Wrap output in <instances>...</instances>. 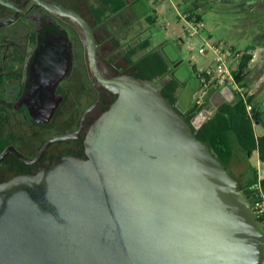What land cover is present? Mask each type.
<instances>
[{
    "label": "water",
    "instance_id": "obj_1",
    "mask_svg": "<svg viewBox=\"0 0 264 264\" xmlns=\"http://www.w3.org/2000/svg\"><path fill=\"white\" fill-rule=\"evenodd\" d=\"M38 1L76 24L91 71L117 98L88 130L87 158L62 156L37 174L0 183V264H262L264 226L241 182L195 135V118L189 123L153 82L104 76L88 22ZM38 57L37 97L69 72L71 44L47 41ZM25 100L35 111L53 101ZM101 100L76 133L54 137L40 156L53 142L78 137ZM50 110L36 121H49Z\"/></svg>",
    "mask_w": 264,
    "mask_h": 264
},
{
    "label": "flooded vegetation",
    "instance_id": "obj_2",
    "mask_svg": "<svg viewBox=\"0 0 264 264\" xmlns=\"http://www.w3.org/2000/svg\"><path fill=\"white\" fill-rule=\"evenodd\" d=\"M19 7H10L0 2V22L15 16L17 20L4 28H0V157L7 152L0 162V183L7 182L17 176L34 175L48 167L55 159L62 156L87 158L85 137L94 122L115 102L117 95L105 89L91 71L85 57V46L75 23L69 18L59 16L46 9L38 0H8ZM49 1L69 9L84 18L82 13L65 0ZM8 12L2 16V11ZM90 10V8H89ZM5 14V13H4ZM87 21L93 30L98 44V66L102 74L112 77L126 72L124 68L110 59L113 53H104L98 40L96 29L103 22L93 16ZM113 16V15H112ZM126 26L122 28L124 31ZM121 32V31H120ZM66 38L71 44L70 69L48 95L35 96L33 89L39 83L36 70L38 54L47 41ZM112 47L121 46L111 40ZM80 49L84 52L85 69L80 67ZM80 55V56H79ZM109 71L105 73L104 70ZM86 71V72H85ZM87 73L88 79H84ZM101 95V102L88 114L84 129L78 137L53 142L40 156L44 146L54 137L76 133L81 127L85 112L95 105ZM25 99H53L38 111L33 103ZM96 99L84 111L82 101ZM51 108V110L49 109ZM50 110L49 121L43 119ZM80 120L68 132L51 134L57 124L70 119ZM23 156L21 158L19 156ZM40 156V157H39ZM241 184L242 181L238 179ZM243 185V184H242Z\"/></svg>",
    "mask_w": 264,
    "mask_h": 264
},
{
    "label": "rangeland",
    "instance_id": "obj_3",
    "mask_svg": "<svg viewBox=\"0 0 264 264\" xmlns=\"http://www.w3.org/2000/svg\"><path fill=\"white\" fill-rule=\"evenodd\" d=\"M65 1L74 4L89 22H92L89 8L99 5L98 0ZM125 2L126 6L121 12L108 18L96 29L101 49L104 53H113L110 59H113L114 63L120 65L126 72H134V64L128 62L126 54L145 40H149L150 47L139 50L132 60L136 62L148 52H160L169 63L172 76L180 84L176 106L184 112L195 105V94L200 86L193 68L195 65L205 66L208 62L197 54L196 49L200 44L197 38H191L189 41L194 45L192 52L186 45L180 43L179 36L185 41L189 38L183 34L184 22L180 16L192 15L191 12L199 14L204 31H210L213 41H222L230 45L232 52L238 54L236 61L240 62L246 52L253 55L240 85L243 86L245 97H252V105L262 113V122L254 123L256 134L264 133V0H125ZM155 9L159 11L160 16L154 12ZM6 14L8 12L3 10L2 16ZM149 16H152L157 24L150 25L147 21ZM124 26L126 28L122 31ZM112 39L115 44L121 46L119 49L112 47ZM80 53L79 66L85 69L82 49ZM164 78L156 79L153 83L159 87ZM84 79H88L87 73ZM95 100L84 99L83 111ZM235 102L236 99L231 103ZM216 106L207 99L203 110L198 113V120H194V125L198 126L211 117L216 111ZM209 110L213 112L209 114ZM79 120L80 115L77 119L67 120L66 129L59 123L51 134L71 131ZM256 166V152L248 155L235 144V157L229 168L232 176L240 179L245 185L247 178L253 177Z\"/></svg>",
    "mask_w": 264,
    "mask_h": 264
},
{
    "label": "trees",
    "instance_id": "obj_4",
    "mask_svg": "<svg viewBox=\"0 0 264 264\" xmlns=\"http://www.w3.org/2000/svg\"><path fill=\"white\" fill-rule=\"evenodd\" d=\"M97 7H90L93 16L98 22L107 20L112 15L121 12L125 6V0H98ZM155 12V10H154ZM147 21L150 25L154 24V18L149 16ZM150 41L145 40L138 45L137 48L131 49L126 54L128 62L134 64L135 71L132 75L146 81L154 82L156 79H161L169 76L160 89L164 97L172 104H177V92L179 82L170 73V65L167 60L159 52H148L133 62L132 57L139 51L150 47ZM253 59L251 53L246 52L239 63L238 71L234 73L238 83L242 84L244 75ZM252 97H249L246 102L243 99H237L235 103L220 104L215 113L209 117L199 127L193 126V131L197 138L206 142L213 154L226 166L229 171L230 165L235 157V144L246 154L257 151L259 159L264 163V136L256 137L254 131V123L259 120L262 122V113L252 105ZM251 106L250 113L247 111V106ZM202 108L193 105L187 112L185 118L189 123H192L194 118L201 112ZM258 181L256 170L252 178H249L247 183L242 185V190L250 197L248 188Z\"/></svg>",
    "mask_w": 264,
    "mask_h": 264
},
{
    "label": "built area",
    "instance_id": "obj_5",
    "mask_svg": "<svg viewBox=\"0 0 264 264\" xmlns=\"http://www.w3.org/2000/svg\"><path fill=\"white\" fill-rule=\"evenodd\" d=\"M184 22L183 34L189 38L185 41L179 36L182 45H186L189 51L194 50V45L189 41L197 38L200 41L197 54L203 57L205 66H200L196 70V76L200 82L199 89L195 94V105L202 108L206 105L213 93H217L222 98V103H231L235 99H248L245 97L243 86L237 82L234 73L238 71V54L232 52V47L226 42L213 41L204 31L203 22L192 15H181ZM194 58V57H193ZM221 103V104H222ZM215 105V104H214ZM250 113L251 106H247ZM208 113H212L209 110ZM253 209L264 226V175L258 176V181L248 188ZM262 264H264V259Z\"/></svg>",
    "mask_w": 264,
    "mask_h": 264
},
{
    "label": "crops",
    "instance_id": "obj_6",
    "mask_svg": "<svg viewBox=\"0 0 264 264\" xmlns=\"http://www.w3.org/2000/svg\"><path fill=\"white\" fill-rule=\"evenodd\" d=\"M155 12L157 13V15L158 16H160V13H159V11L157 10V9H155ZM191 14L192 15H194L195 17H197L198 19H200L201 21H202V18H201V16L199 15V14H193V12H191ZM184 15H186V14H184ZM189 16V15H188ZM158 19H159V17H158ZM203 22V21H202ZM154 24H157V22H155ZM205 33L209 36V37H211L212 38V35H211V33H210V31H208V30H206L205 31ZM200 66H198V65H195L194 66V68H193V70H194V73L196 74V70H197V68H199ZM170 73H171V68H170ZM169 78V76H167V77H165L164 78V81L165 80H167ZM162 79V78H161ZM164 82H162V84H163ZM210 99H211V101L215 104V105H220L221 103H222V98H221V96L219 95V94H217V93H213L212 95H211V97H210ZM191 108V107H190ZM190 108H188L187 110H185L184 111V113L185 112H187ZM217 109V108H216ZM182 112V111H181ZM210 114V113H209ZM209 119V118H208ZM195 120H198V115L195 117ZM205 121H203L201 124H203ZM201 124H199L197 127H199ZM254 131H255V129H254ZM255 135H256V137H262V136H264V133L263 134H261V135H258V134H256V131H255ZM256 152V162H257V166H256V172H257V174H258V176H260V175H264V163L259 159V154H258V152L257 151H255ZM250 178V177H249ZM249 178H247V180L249 179Z\"/></svg>",
    "mask_w": 264,
    "mask_h": 264
}]
</instances>
